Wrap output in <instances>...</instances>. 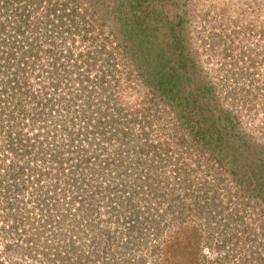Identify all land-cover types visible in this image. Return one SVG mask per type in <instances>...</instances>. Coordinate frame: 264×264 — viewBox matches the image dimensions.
I'll return each instance as SVG.
<instances>
[{
  "label": "rangeland",
  "instance_id": "1",
  "mask_svg": "<svg viewBox=\"0 0 264 264\" xmlns=\"http://www.w3.org/2000/svg\"><path fill=\"white\" fill-rule=\"evenodd\" d=\"M9 7L4 28L25 20L1 35L12 58L23 39L41 45L23 74L0 72V264H264V189L249 173L264 166V0ZM15 130L31 151L13 150ZM56 146L60 173L34 152ZM42 173L57 182L41 181V199Z\"/></svg>",
  "mask_w": 264,
  "mask_h": 264
},
{
  "label": "trees",
  "instance_id": "2",
  "mask_svg": "<svg viewBox=\"0 0 264 264\" xmlns=\"http://www.w3.org/2000/svg\"><path fill=\"white\" fill-rule=\"evenodd\" d=\"M7 12H12V13H15L16 14L15 9H12L11 7H9L7 9L1 10L0 11V15H1V13L5 14ZM18 15L20 16V14H18ZM7 22L9 23V26L7 28H4L3 21H0V54H2L4 56V58H1L0 57V72L4 70L5 72L3 74H7V72H10V73L13 72V73H18V74L19 73L20 74H23L24 63H22V61H23V58H22L23 56L22 55L24 54V55H28V57H34V55H35V46L40 47L41 44L39 43V45H38L36 40H35L36 42H34L32 44H29V43L26 44L25 43V40L23 39L21 41L22 47L20 46V50H19L20 51L19 52V55H20L21 58H20V60H17V62H16L14 60V58H12V57H14V54H13V52H14L13 49L14 48H13V45L10 43V41L11 40H14V39H10L9 37H1V35L4 34V33H6V34L8 33L9 34L10 32H12L14 34V31L11 29V27L15 25V27H17L19 29V26H16V25L23 24L25 22V20L19 21V22L18 21H16V22H9V21H7ZM40 23L45 27V21L44 20L41 21ZM35 26L38 27L37 25H35ZM174 28H175V25H174ZM49 57H50V61L52 60L53 57L56 59L55 54H52ZM10 59H12L14 61L13 66L11 68L12 69L11 71H10V68H9L10 67V64H11L9 62ZM57 64H58L57 61H52L51 62V68H53V71H55ZM55 73L56 72H52V75L55 74ZM4 84L5 85L4 86L2 85V87L4 88V92L5 91L7 92V91H10V89L15 88L16 81L13 79L9 83H6L5 82ZM8 84H11V87H9ZM6 92L5 93L2 92V93L3 94H7ZM35 93L36 92H31L30 91V92L27 93L28 95L27 94H23L20 98H18V97L10 98L9 100H6V102H8V104H11L12 107L18 108L20 106V103L23 102L26 99V97H28L29 100L30 99L34 100L35 99V95H36ZM43 95H44V97L42 98V100L40 98V101L41 102H39V103H36L35 102L36 103L35 106H37L38 104L41 106V107H39L40 110L42 109L43 106L50 104L51 96L47 93V90H46V92ZM3 101H5V99H4V96L1 94V96H0V103H2ZM50 105H53V104H50ZM18 111H19V114L21 116L27 115L26 110H24V112H20V108H19ZM24 117H26V116H24ZM30 120L33 123L34 121H36L38 119H34V116H32L30 118ZM26 121H28V120L26 119ZM36 125H38V124H36ZM35 129H36V127H35ZM216 129H218V127H216ZM35 133H36L35 134V137L37 138L39 131H36ZM218 133H220V132H218ZM51 134H53V133H51ZM215 135L216 136H213L214 141H217V139H220V140L222 139L221 142L223 144L228 143L227 141H225L226 140L225 137L222 138L223 136L221 134H215ZM11 136H12V139L14 141L13 142L14 144L12 146L13 150H17L18 149L19 152L21 151L19 154H21L22 152L31 151V150H29V148L31 146V144L29 143V142H31V141H29L30 138L27 136V134H25L23 132V130L22 131L21 130H15V131L12 132ZM32 142H35V139L34 138H33V141ZM225 146L227 147V145H225ZM230 148H232V145L231 144H230ZM230 148H228V149H230ZM48 151H49L48 153H44L43 151H41V149L40 150H38L37 148L34 149V152H36L37 155H38V158H36L37 161L38 162H40V161L45 162V164L49 168H52L53 170H56V173H60L59 172V167L62 168L63 164H61L60 161H59L58 146H56L54 148H51V149H48ZM210 151L212 153H214L213 152V149L212 150L210 149ZM214 151H216V150H214ZM221 153H223V152H216L215 154L216 155L219 154V157H221ZM232 153H233V151H232ZM226 155L223 154V157L226 158V159H229L230 162H231L230 163L231 165L235 164V162H234V160H235L234 154L231 155L230 153H228ZM219 157H217L218 160H220ZM233 157H234V160H232ZM255 164L257 166L254 165V168L251 167L252 169L249 171V173L251 174V176H253L255 178V180H257V184L259 186H261L262 189H264V166L262 168H260V167H258L259 164H257V163H255ZM232 172L235 173L234 170H232ZM56 173L54 174V176H57ZM36 177L38 178V180L40 182L39 183V191H40V193L38 194V198H41L42 199V198H44L45 191H44V187L43 186H40L41 181L42 180H45V179L46 180H52V184L51 185H54L55 186L57 180L56 179H53V178L51 179V176L48 173H42V174L37 175ZM250 180H253V179H250ZM48 183H49V181H48ZM129 227L130 228H133V227H135V224L134 225H129Z\"/></svg>",
  "mask_w": 264,
  "mask_h": 264
}]
</instances>
